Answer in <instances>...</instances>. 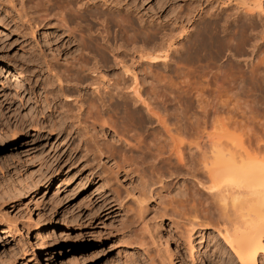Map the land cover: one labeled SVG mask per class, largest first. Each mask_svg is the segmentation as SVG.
Listing matches in <instances>:
<instances>
[{
	"label": "bare ground",
	"instance_id": "obj_1",
	"mask_svg": "<svg viewBox=\"0 0 264 264\" xmlns=\"http://www.w3.org/2000/svg\"><path fill=\"white\" fill-rule=\"evenodd\" d=\"M231 1L236 3V16L227 15L229 19L214 23L221 34L220 46L216 45L215 49L216 46L211 47L214 43L210 44L214 48L213 55L212 51L204 53L212 56L211 60L204 55L198 58V71H195L202 77L201 80L196 77L198 87L189 79L192 64L186 62L191 49L189 35L194 36L183 31V21L178 29L145 20L134 24L121 13L115 14L112 7L106 6V10L114 13L105 14V10L96 8L97 1L92 0H0L3 29L16 32L20 37L30 34L35 41L41 35L47 49L50 42L62 40L47 52L40 45L38 53L21 44L20 59L17 55H8L0 58V64L33 92L36 101L41 100L42 120L49 122L51 131L55 129L65 137L74 134L81 151L87 149L95 134L110 130L116 141L125 146L117 150L123 151L115 150L119 154L114 159L113 148L108 149L104 143L105 149L99 141L94 142L97 151L94 153L104 159H114L112 165L116 170L128 167L143 172L146 169L151 181L146 179L150 182L145 183L143 178L149 189L145 193L154 192L152 186L160 183L166 174L179 176L189 184L184 185L187 187L183 189L182 200L177 201L171 214L179 220L175 219L176 223L188 226L183 228L182 235L194 263L202 262L200 244L208 230L207 235L213 232L215 241H221V245L212 244L211 251L224 257L223 264H264V96L261 92L252 93L250 84L245 83L249 74L245 79L246 73L242 72L247 69L254 78L253 74L258 76L255 73L262 68L259 66L264 68V0ZM90 21L98 23L97 30L96 27L91 30ZM196 26L191 22L189 32ZM181 30L188 34L180 35ZM204 30L198 32L203 49L207 46ZM60 35L65 38L60 39ZM70 46L73 51L69 50ZM251 77L250 80H256ZM191 90L196 98V106L193 105L197 107L191 112L194 119L184 124L185 130L176 129L173 133L167 122L170 115L164 117L169 111L167 104L178 102L182 93ZM184 95L182 99L187 96ZM175 102L169 114L174 113L177 118L180 111L174 112L177 110L173 108L177 105ZM181 115L184 116L182 112ZM146 119L156 123L158 130H149ZM20 137V134H12L9 144H23ZM70 146L67 145L69 149ZM90 147L89 151L94 146ZM187 151L197 154L194 162L185 159ZM121 206L122 202H118V208ZM10 226L7 224V230ZM196 228L198 244L194 246L191 235ZM133 229L128 234L124 232L125 246L134 252L141 251L148 263L154 262L153 240ZM57 250H44L43 263L53 264L55 257L65 253L63 249ZM116 253L119 255V250ZM166 254L167 259L170 258L172 249Z\"/></svg>",
	"mask_w": 264,
	"mask_h": 264
},
{
	"label": "rangeland",
	"instance_id": "obj_2",
	"mask_svg": "<svg viewBox=\"0 0 264 264\" xmlns=\"http://www.w3.org/2000/svg\"><path fill=\"white\" fill-rule=\"evenodd\" d=\"M92 1L94 3L97 1L98 6L96 5V8L99 7L98 9L105 10L104 13L106 12L107 15L114 12L115 14L121 13L120 15H124L133 23H138V20L142 22L145 20L147 23L178 29L179 24L183 21V31L189 34L192 33L194 36L192 38L189 35L191 49L186 62L189 61V64H192L189 65L192 67L190 71L192 77L189 79L195 84V87H198L197 78H199L198 69H196V66L198 68V58L204 55L211 60L212 56L206 55L209 54V51H212L210 54L213 55L214 48L211 47L220 46L221 43V34L218 32L217 23L214 24L215 21L234 18L237 8L236 3L234 4V1L231 0ZM104 2L106 3L104 4ZM106 6L112 7L111 9L114 12L110 11L109 14ZM230 8L232 11H229ZM226 12H230V14ZM227 15H230L229 18ZM194 20L195 22H193ZM191 22L194 26L197 25L194 27L196 31L193 29L189 32L188 26L191 25ZM200 22L202 23L200 24L201 27L198 24ZM89 23L92 31L95 27L97 30L99 25L96 21H90ZM207 23H209L208 30L206 29L207 25L204 26ZM201 29H205L204 34H207H205L207 38L204 35V43L207 45L204 46V49L198 41V32ZM183 31L181 30L179 34L185 33ZM41 38H43L41 35L37 36V41H35L30 34L20 37L16 32H9L0 26V58L17 55L16 58L20 59L18 51L21 44L27 48L32 47L38 53L37 48L40 45L47 52L52 47L54 48L53 44L58 45L59 42H62V40L52 41L50 42V49H47V45L43 41L45 38ZM59 38L65 37L60 35ZM213 43L214 45L210 47V44ZM198 47L202 48L199 49L202 53H199ZM69 50L73 51L74 49L71 47ZM2 65L0 64V264H44V250L46 249L54 252H58L57 249L65 250L63 255L55 257L53 264H160V262L165 264L167 261L168 264L172 262L174 264H193L194 262L189 255L190 250H187L189 247L187 248L184 245L185 239L182 235L185 233L182 230L188 226H186V223L185 225H180L182 222L176 223L179 220L175 217L176 221L172 215V210L175 209L177 201L182 200L183 189L189 184L184 183L179 176L172 177L166 174L165 177L163 176L164 178L161 177L160 183L157 182L152 186L154 192L145 193L149 190L148 185L145 183L151 181L150 173L146 169L140 172L128 169V167L117 170L113 167V160L117 159L119 154L115 152L123 151L122 149L125 146L123 143L122 146L116 141L117 138L110 130L105 129V133L95 134L93 136L95 138L91 137L92 140L87 149L81 151L78 137L74 134L65 137L55 129L51 131L49 122L42 120L43 107H41V100L36 101L37 97L33 92L24 83L19 82L10 69ZM260 67L263 68V65ZM260 69L256 73L254 72L258 76L253 74L256 79L253 81L250 80L252 74L247 69L246 71L243 69L242 72L246 73L244 75L245 79L249 74V79L245 80V83L246 85H253L251 87L247 85L253 89L252 93L260 94L261 92L264 96V70H261L260 73ZM262 74L263 76H261ZM254 78L251 77V79ZM201 79L202 77L199 78V80ZM258 79H261V82ZM257 84L258 86L261 84V86L258 87ZM191 92L192 90L184 93L185 95L181 92L182 96H189V93L191 95L189 98L186 96L187 98L184 99L180 96L178 102L174 101L175 104L177 103L176 107H173L177 109L174 112L180 111L177 118L176 114H169V111L174 110H170L173 106L171 104L174 102L171 101L167 104V110L169 111L166 110L168 113L165 112L164 117L170 115L167 119L169 124H167L171 126L173 133L185 130L183 128L184 124H188L191 122L189 120L194 119V115L191 117L194 113L191 114V112H194L197 107H194V105L196 106L195 94L193 95V92ZM179 103L183 105L180 104L179 106ZM184 103L187 104V108ZM37 108L40 111L42 110V113ZM181 112L185 117L181 115ZM184 119H187V122ZM180 121L183 122V125ZM145 124L151 131H157L159 128L156 123L150 120L147 121V119ZM33 126L36 129H33ZM12 134H20V138L22 141L24 140V143L10 145L9 138ZM99 141L102 142L100 145L102 144L103 147L113 148L112 158H116L104 159L102 156H97L99 154L96 155L94 142ZM68 144H71L70 147L72 148L69 149ZM115 144L117 145L115 146ZM90 146H94L92 147L93 151H89ZM118 148H122L121 151L117 150ZM192 152L187 151L185 153V159H188L190 163L197 158V152L194 150L196 156ZM92 154H95V156ZM99 158H102L100 163H98ZM101 161L104 162L102 163L103 166ZM95 163L98 164L95 165ZM100 166L103 169L101 172ZM145 175L147 176L145 177ZM143 178L150 181L146 180L145 182ZM59 185L60 187H58ZM182 185L187 186L183 187ZM145 194H147V198ZM143 197L146 200L144 198L143 201L141 199ZM118 202H122V208H118ZM173 220H175V223ZM7 224L11 225V230H7ZM2 227L4 228L3 231L1 230ZM133 228L135 231L145 234L148 239L153 240L151 241V250L154 251V253L152 252L154 262L148 263L147 257L141 251L134 252L125 246L126 243L122 239H125L127 232ZM196 230L192 231L191 235L192 245L194 246L198 244V230ZM207 232L208 230L206 234L204 233L206 238L203 236L200 244V247H203L202 262L195 261L194 264H223L226 261L224 257L211 251L214 245H221V241L219 239L215 241V233L212 232L207 235ZM207 239L211 241L209 240L210 242L207 243ZM114 243L118 245L114 247ZM169 248L172 249L173 255L167 259L166 253ZM116 250H119V255H117Z\"/></svg>",
	"mask_w": 264,
	"mask_h": 264
}]
</instances>
